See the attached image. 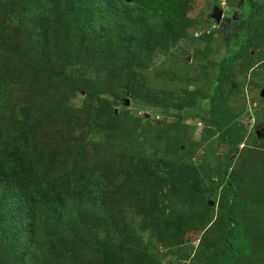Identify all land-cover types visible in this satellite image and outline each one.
<instances>
[{
  "label": "rangeland",
  "instance_id": "374dc122",
  "mask_svg": "<svg viewBox=\"0 0 264 264\" xmlns=\"http://www.w3.org/2000/svg\"><path fill=\"white\" fill-rule=\"evenodd\" d=\"M154 3L157 37L96 46L57 0H0V159L15 160L0 166V264L9 239L17 264H228L235 210L236 264H264V0ZM48 177L78 181L92 208L69 214L71 234L60 195L32 193ZM15 202L31 227L5 236Z\"/></svg>",
  "mask_w": 264,
  "mask_h": 264
},
{
  "label": "trees",
  "instance_id": "16d2710c",
  "mask_svg": "<svg viewBox=\"0 0 264 264\" xmlns=\"http://www.w3.org/2000/svg\"><path fill=\"white\" fill-rule=\"evenodd\" d=\"M60 3L64 4V8H69L70 10L66 11V18L71 20L73 24L77 27V29L84 33L93 43L94 45H100L107 43V39H112L116 32H123L124 34L130 33L132 28H136L143 37L148 38L149 36L157 37L159 32L163 30L166 26L164 25V21L161 23H152L147 19H145L146 13H155L158 16L161 14L158 12L160 10H154V1L155 0H57ZM181 0H168L169 6L171 7L173 3H179ZM165 4V3H163ZM149 6V7H148ZM164 7V5H163ZM163 7H161L163 9ZM166 8V7H164ZM152 10V11H151ZM164 11V10H163ZM165 12V11H164ZM167 13V12H165ZM160 19L163 17L160 16ZM75 35V34H74ZM171 35H175V33H171ZM232 60L229 59L225 62L223 67V72L228 71ZM98 95H105L108 97H115L110 90H102L97 92ZM213 116L219 118L218 128L221 129L225 123H222V116L218 115L217 112L213 113ZM29 137V135H27ZM34 134L30 133V137L27 139L29 142L34 141ZM228 141V138H226ZM15 164V160L12 158L0 159V166L3 171H8ZM90 172V171H89ZM60 178V179H58ZM4 180L0 178V188L2 189L4 184ZM84 182V180H83ZM75 184H79L78 181H68L65 177H48L45 180L38 183L32 193L37 198H41L44 201H49L48 196H52L53 194L60 195V208H62V213L58 211L59 216L58 223L56 227V231L60 234H71L72 231L69 229L68 224L65 222L70 216L76 214L77 212H81V210L89 211L92 209L89 205L83 204L81 205V196H78L77 186ZM216 184L220 187H226L227 184L223 182V179H219L216 181ZM233 193V190L229 192ZM91 189H89L87 197L90 198ZM45 197V198H43ZM88 198V199H89ZM236 200V198L234 199ZM50 203V201H49ZM241 201H238V205H240ZM51 204V203H50ZM21 205L23 208V204L15 202L11 204V208L9 209V217L10 221H14L10 226L9 230L6 229L5 236L8 234H13L17 237L21 235H25L29 233V228L31 227V223L28 221V216L24 215L25 212L21 209ZM48 207H52L48 206ZM68 211V212H67ZM238 211V210H237ZM61 215V216H60ZM62 218V220L60 219ZM232 223V228L230 229L226 241H225V254L228 257V264H236L237 253L240 250V245L242 238L240 236L239 230V213L234 211L228 217ZM21 219L23 220L21 222ZM17 223H19V227L16 228ZM17 231V232H15ZM1 237V236H0ZM7 241L6 238H2L1 240ZM9 245L12 247L13 254L11 257L7 256L6 262L9 264H17L21 259V253L19 248V243L21 241L15 242L14 240L9 239ZM14 249V251H13Z\"/></svg>",
  "mask_w": 264,
  "mask_h": 264
},
{
  "label": "flooded vegetation",
  "instance_id": "af4514ba",
  "mask_svg": "<svg viewBox=\"0 0 264 264\" xmlns=\"http://www.w3.org/2000/svg\"><path fill=\"white\" fill-rule=\"evenodd\" d=\"M260 129V130H259ZM256 133L260 136H264V126H261L260 128L256 129Z\"/></svg>",
  "mask_w": 264,
  "mask_h": 264
},
{
  "label": "water",
  "instance_id": "95a60500",
  "mask_svg": "<svg viewBox=\"0 0 264 264\" xmlns=\"http://www.w3.org/2000/svg\"><path fill=\"white\" fill-rule=\"evenodd\" d=\"M221 14H222V11H220V10L216 11V15H215V17H216L217 20L220 19ZM235 14H236V13H235Z\"/></svg>",
  "mask_w": 264,
  "mask_h": 264
}]
</instances>
